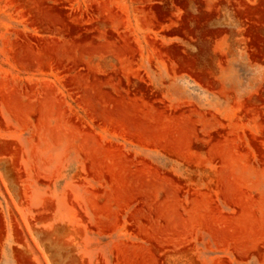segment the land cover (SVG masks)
<instances>
[{
  "label": "rangeland",
  "instance_id": "obj_1",
  "mask_svg": "<svg viewBox=\"0 0 264 264\" xmlns=\"http://www.w3.org/2000/svg\"><path fill=\"white\" fill-rule=\"evenodd\" d=\"M0 264H264V0H0Z\"/></svg>",
  "mask_w": 264,
  "mask_h": 264
}]
</instances>
